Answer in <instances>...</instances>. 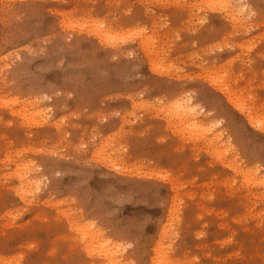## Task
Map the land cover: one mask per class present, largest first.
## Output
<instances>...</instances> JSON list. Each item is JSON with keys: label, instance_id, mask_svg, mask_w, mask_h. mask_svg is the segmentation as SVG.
Masks as SVG:
<instances>
[{"label": "rangeland", "instance_id": "obj_1", "mask_svg": "<svg viewBox=\"0 0 264 264\" xmlns=\"http://www.w3.org/2000/svg\"><path fill=\"white\" fill-rule=\"evenodd\" d=\"M211 1L0 0V264H105L88 229L121 264H264V0Z\"/></svg>", "mask_w": 264, "mask_h": 264}, {"label": "bare ground", "instance_id": "obj_2", "mask_svg": "<svg viewBox=\"0 0 264 264\" xmlns=\"http://www.w3.org/2000/svg\"><path fill=\"white\" fill-rule=\"evenodd\" d=\"M209 1V0H208ZM211 1V0H210ZM222 1V0H221ZM235 1V0H234ZM243 1V0H242ZM245 1V0H244ZM212 2V1H211ZM215 2H216V0H215ZM223 2V1H222ZM227 2V1H226ZM226 2H224V4L226 3ZM229 2V1H228ZM240 2V1H239ZM220 3V1L218 2V4ZM232 3V2H231ZM247 3V2H246ZM246 3H244V2H242V3H240V5L242 6V8H244V6L246 5ZM220 4H222V3H220ZM227 4H229L230 5V2L229 3H227ZM209 5H211L212 6V4H209ZM228 5V6H229ZM232 5V4H231ZM235 5V4H234ZM221 7L223 8H225L226 9V7L225 6H222L221 5ZM220 7V8H221ZM237 6H235V8H236ZM223 8V9H224ZM229 8V7H228ZM231 8V7H230ZM234 8V7H233ZM234 8V9H235ZM241 8V7H240ZM247 8V7H246ZM213 9H215L214 8V6H213ZM224 9V10H225ZM232 9V8H231ZM233 10V9H232ZM244 10H245V8H244ZM230 11V10H229ZM235 11H238V10H235ZM227 12V11H226ZM231 12V11H230ZM233 12H234V10H233ZM240 12V11H239ZM238 12V13H239ZM246 13V12H245ZM227 14V13H226ZM239 14H242L243 15V12L242 13H239ZM237 15V14H236ZM239 16V15H238ZM227 17V16H226ZM233 17V16H232ZM242 17H244V16H242ZM240 18V17H239ZM235 19V18H234ZM244 19V18H243ZM237 20H238V18H237ZM240 20V19H239ZM233 21V20H232ZM243 21V20H242ZM234 23V22H233ZM238 23V22H237ZM95 31H97L96 32V34L97 35H99V36H102L103 34H104V32H103V30L101 29H98L97 27L95 28ZM106 33V32H105ZM110 34V33H109ZM106 35H108V34H106ZM106 37H108V36H106ZM111 37V36H110ZM105 40V39H104ZM111 40V39H110ZM111 41H114V40H111ZM108 42H109V40H108ZM114 42H116V41H114ZM233 95V94H232ZM182 97V96H181ZM180 97V98H181ZM186 97V96H185ZM184 97V98H185ZM179 98V97H178ZM178 98H176V100L178 101ZM180 98H179V100H180ZM183 98V97H182ZM186 99H188V98H186ZM231 99H234L233 97H231ZM181 101H182V99H181ZM185 101V100H184ZM188 101V100H187ZM175 102V101H174ZM173 104V103H172ZM170 105V107H169V109H164V111H162L163 110V108H162V110H161V113L163 112L164 113V115L166 114V112L168 111L169 112V114L168 115H166V116H168V119H169V121L170 122H172V120H174L175 121V119H177V121H178V123H177V126H178V128H179V130L180 129H186V131L188 130V129H190V134H191V136H204V134H207V132H209V131H212V129L209 127V126H205V125H202L201 123H200V118L198 117V115H199V111L200 110H202V109H200L199 111H198V109L197 108H195V106H192L191 104H189V102H186V103H184V102H178V103H176L175 102V104H173V105ZM165 108V107H164ZM165 110H166V112H165ZM249 117H250V121H252L253 122V117H252V115H248ZM176 121V122H177ZM255 122V121H254ZM177 130V129H176ZM181 132V131H180ZM185 132V131H184ZM187 132H189V131H187ZM181 133H183V132H181ZM189 134V135H190ZM209 134V133H208ZM206 136V135H205ZM204 137H202V139H203ZM208 138V136H206V139ZM23 181H24V178H23ZM255 181H257V180H255ZM24 184H26V183H24ZM28 184H30V182L28 183ZM25 188V187H24ZM24 193V192H23ZM77 228V227H76ZM77 229H81V227L78 225V228ZM86 233H84L82 236H83V241L84 242H87V244H86V246H85V248H86V250H87V252L89 253V255L90 256H92V257H94V256H96V257H99V259H101V260H104V261H106L105 262V264H121V262H120V260H121V255H124V254H122L123 253V251L122 252H120V249L119 248H117L111 241H108V240H106V239H103V236H102V233L100 232V233H93V231L92 230H86L85 231ZM90 236V237H89ZM161 244V243H160ZM158 247V246H157ZM162 248V247H161ZM157 253V252H156ZM156 257H157V255H156ZM123 259V258H122ZM158 259H159V257H158ZM156 260V259H155ZM154 260V261H155ZM103 263V262H102ZM168 263V262H167ZM167 263H164V264H167ZM163 264V263H162Z\"/></svg>", "mask_w": 264, "mask_h": 264}]
</instances>
